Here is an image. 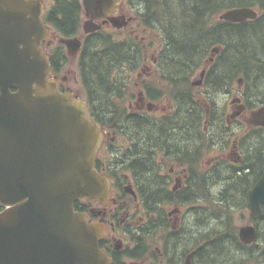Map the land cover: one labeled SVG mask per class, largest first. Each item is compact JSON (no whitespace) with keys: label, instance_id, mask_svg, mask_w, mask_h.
Returning <instances> with one entry per match:
<instances>
[{"label":"flooded vegetation","instance_id":"af4514ba","mask_svg":"<svg viewBox=\"0 0 264 264\" xmlns=\"http://www.w3.org/2000/svg\"><path fill=\"white\" fill-rule=\"evenodd\" d=\"M40 1L44 4V22L53 33L50 40L42 43L46 54L55 47L61 46L68 60L71 57L78 62L85 37L91 35L83 36L82 25L85 16L82 7L79 31L74 35L82 39V46L77 53L69 54L65 46L60 43L61 36L48 25L46 20L49 6L53 5L55 0ZM48 1L51 2L49 6H47ZM143 2L121 0L117 14L128 19L127 25L117 29L107 24L100 29L111 30L116 41L135 38L144 45L145 49L143 60L136 70L124 66L117 69L115 76L111 77L110 80L115 81L113 84L115 89L109 100L114 109L102 112L114 115L110 119L112 123L103 125L98 121L104 132V140L96 158V169L110 178L111 197L114 202L101 207L97 203L82 201L78 202L80 207L77 211L88 216L89 224L95 222L103 227L105 233L99 240L98 246L110 257L111 264L130 262L195 264L198 245L190 243L188 247H181L179 239L188 235L196 239L198 224L206 220L211 225L213 223L219 225L221 222V226L224 227L229 222L232 223L231 215L239 211L242 224L240 226L232 224L242 246L238 262L263 264L261 259L264 256V203L259 204L260 215L256 219L250 218L247 205L249 190L261 180L264 173V161L262 162L264 158L261 156L264 147V80L258 81L264 75V67L255 70L253 82L247 80L245 75L235 80L225 75L220 83L221 86L215 88L212 82V77L216 73L213 64L217 62L215 56L223 52L225 46L219 44L210 48L205 54L207 57L204 56L185 87L188 90L187 95L193 101V107L200 101L207 113L211 109L213 126L209 132L210 140L204 141L210 146L207 155L199 157L196 148L192 154L183 155H176V150L171 147H167V150L154 148L150 158L154 175L151 173L150 175L157 178L156 183L161 190L157 191L158 197L155 199L148 196L145 187L143 195L133 170L119 173L118 169L124 159L123 152L127 148L131 149L132 140L131 137L129 138L131 135L122 132L123 126L118 116L138 115L147 121H154L156 118L176 114L180 110L178 108L181 102L180 93L173 98L176 94L174 82L163 74V62L159 59L164 48V44H161L163 39L160 34L161 28L144 26L146 21H149L150 13L145 9L146 3L144 2V5ZM148 4L149 0L147 6ZM256 12L257 16L254 19L241 22L222 20L219 18L220 14L217 20L236 24L252 21L264 15L262 10L257 9ZM52 40L55 41L54 44L51 43ZM152 41H155L154 48L149 55L148 51L153 46ZM260 62L264 65V60ZM67 65L60 62L59 69L56 72L52 69V74L61 92L71 90L75 96L78 95V91L75 92L68 85L69 77L63 73ZM134 72L137 73L136 77ZM69 73L72 72L69 71L68 75ZM242 74H246L245 71H242ZM205 81H208V84L204 86ZM81 84L84 95L79 94L80 98L86 102L93 116L91 97L83 82ZM253 116L258 124L253 123ZM147 125L149 126L148 123ZM211 148L220 151L222 157L215 159L214 164L203 169L204 162L212 156ZM236 177L243 182L239 201H236L237 204L228 203L227 198L232 197V194L219 193L217 190L221 187L222 181H227L226 184L231 185L230 181ZM214 210L220 213H214ZM226 211L229 212V219ZM243 212L246 213L245 219ZM242 227H252L255 231V239L249 244L243 243L239 238V230ZM153 239H156L154 246Z\"/></svg>","mask_w":264,"mask_h":264},{"label":"water","instance_id":"95a60500","mask_svg":"<svg viewBox=\"0 0 264 264\" xmlns=\"http://www.w3.org/2000/svg\"><path fill=\"white\" fill-rule=\"evenodd\" d=\"M120 2L80 0L83 32L126 26L128 19L117 14ZM43 13L39 0H0V264H110L98 247L103 227L74 208L114 202L110 179L95 169L104 133L86 103L71 90L60 92L51 77L41 47L51 37ZM256 15L245 7L219 18L241 22ZM60 43L71 54L81 46L77 38ZM260 203L264 173L248 192L250 218L259 217ZM239 238L251 243L254 229L240 228Z\"/></svg>","mask_w":264,"mask_h":264},{"label":"trees","instance_id":"16d2710c","mask_svg":"<svg viewBox=\"0 0 264 264\" xmlns=\"http://www.w3.org/2000/svg\"><path fill=\"white\" fill-rule=\"evenodd\" d=\"M137 1H144L145 9L150 13L149 21L144 26L161 28V44H164V48L159 59L163 62V74L174 82L176 94L173 98L177 93L181 96L178 104L180 110L170 116L156 118L154 121H147L138 115L118 116L123 126L122 132L131 135L129 138L132 140L131 149L127 148L123 152L124 159L118 169L119 173L133 170L143 195L146 188L148 196L155 199L160 189L156 183L157 178L152 176L154 170L150 158L154 148L167 150V147H171L176 150V155L192 154L196 148L199 157L203 156L201 152L206 153L209 149L206 150L204 141L210 140L209 132L213 126L211 109L207 113L200 101L193 107V101L185 89L189 77L200 66L206 52L219 44L225 46L223 52L215 56L217 62L213 64L216 73L212 82L215 88L221 86L226 76L235 80L245 75L247 80L253 82L255 70L264 67L260 62L264 60V15L236 24L218 21V15L239 7L264 12V0H149L148 6V0ZM80 15L79 0H55L49 7L46 20L59 36L71 38L79 31ZM144 49V45L135 38L116 41L111 30L103 29L85 37L77 70L91 97L93 117L101 124L112 123L110 119L114 116L102 112L114 109L109 100L115 89V81L110 80L111 77L124 66L136 70L143 60ZM49 57L54 72L59 69L60 62L67 64L68 59L61 46L52 49ZM242 71L246 74H242ZM263 80L264 75L258 81ZM206 84L208 81H205L204 86ZM262 150L261 156L264 158V147ZM226 182L222 181L217 191L232 194L227 201L237 204L243 182L238 177L230 181L231 185ZM79 207L80 204L76 203L75 209L79 210ZM225 213L228 217L229 212ZM234 231L230 222L224 227L221 222L211 227L206 220L198 224L196 239L188 235L179 239V243L181 247L198 245L195 264H239L242 246ZM261 260L264 264V256Z\"/></svg>","mask_w":264,"mask_h":264},{"label":"rangeland","instance_id":"374dc122","mask_svg":"<svg viewBox=\"0 0 264 264\" xmlns=\"http://www.w3.org/2000/svg\"><path fill=\"white\" fill-rule=\"evenodd\" d=\"M51 1V0H50ZM50 1H48L47 2V6H49L50 5ZM141 36H143L142 34H141ZM151 36H153V35H151ZM154 42L155 41H152V44H153V46L150 48L151 50H149L148 51V54L150 55L151 53H152V48H154ZM51 43L52 44H54L55 43V41L54 40H52L51 41ZM69 62L67 63L68 65L64 68V71H63V73H65L64 75L66 76L67 75V77H69V80H68V78H67V81H68V85L76 92V91H78V93L79 94H81V95H84V93H83V88H82V80L80 79V76H79V74H78V70H77V67H76V63H77V60H75V59H71V57L69 58V60H68ZM69 71H71L72 73H69V75H68V72ZM137 72V71H136ZM62 73V74H63ZM137 73H135L134 72V76L136 75ZM136 77V76H135ZM195 78H193V80H194ZM136 89H134V91H135ZM84 97V96H83ZM215 139H220V137H215ZM205 145L207 146L206 147V150L208 149V148H210V146L207 144V143H205ZM205 150V151H206ZM209 150V149H208ZM211 154L210 155H212V156H210L209 158H208V161H206V162H204V165H203V169H206V168H208V166H210V165H212V164H214L215 163V159H217V158H220V157H222V153L220 152V151H218V150H216V149H213V148H211ZM207 153H208V151L205 153V152H201L200 153V155H203V157L205 156V155H207ZM215 212L217 211V210H214ZM245 215H246V213H244L243 212V217H244V219H245ZM232 224L234 225V226H240L241 224H242V221H240V218H241V213L239 212V211H236L235 213H233L232 215ZM216 224L215 223H213L212 225H211V227H214ZM156 239H153V246L155 245L154 244V241H155Z\"/></svg>","mask_w":264,"mask_h":264}]
</instances>
